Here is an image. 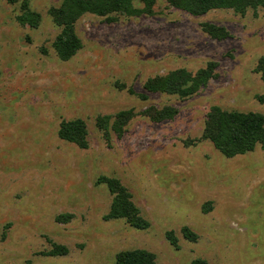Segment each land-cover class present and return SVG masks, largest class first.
<instances>
[{
    "label": "rangeland",
    "instance_id": "1",
    "mask_svg": "<svg viewBox=\"0 0 264 264\" xmlns=\"http://www.w3.org/2000/svg\"><path fill=\"white\" fill-rule=\"evenodd\" d=\"M23 1L0 0V264H115L133 249L153 253L156 264H264V149L225 158L202 137L214 106L264 115L256 72L264 6L191 16L154 0L149 15H84L75 24L82 48L62 62L49 15L62 0H27L40 15L35 28L17 20ZM205 23L228 37H210ZM209 64L213 77L191 96L143 89ZM163 106L176 109L173 119L147 117ZM122 112L130 113L122 137L107 140L102 121L110 131ZM76 118L86 124V148L58 136L60 123ZM102 177L127 189L146 229L107 218L112 195ZM182 227L197 239H184ZM52 243L68 253L50 254Z\"/></svg>",
    "mask_w": 264,
    "mask_h": 264
},
{
    "label": "trees",
    "instance_id": "2",
    "mask_svg": "<svg viewBox=\"0 0 264 264\" xmlns=\"http://www.w3.org/2000/svg\"><path fill=\"white\" fill-rule=\"evenodd\" d=\"M18 0H8L15 3ZM136 0H62L58 8H52L49 15L53 23L60 29L53 43V49L58 59L62 62L71 60L82 48V42L75 32L76 22L84 15H93L114 21L111 14H121L127 17L137 15H149L152 12L154 0H139L143 8L133 6ZM171 7L185 12L191 16H201L216 9H233L238 13H244L247 8L264 6V0H165ZM21 25L37 27L40 15L28 7L24 0L20 15L17 17ZM203 31L212 38L224 39L228 32L212 24H202ZM214 67H207L191 74L185 70H175L163 77H155L146 81L143 89L147 93H161L188 97L205 87L213 77ZM256 72L264 82V57L257 61ZM130 91V90H129ZM131 92V91H130ZM142 98H146L142 95ZM177 114L176 109L163 106L160 109L149 108L147 117L154 122L171 120ZM130 118L129 112H122L113 119L110 131L118 138L122 137L126 122ZM58 136L61 140L73 143L80 148L87 147V129L85 122L80 119L63 121L59 125ZM202 137L208 140L213 148L225 158H233L237 155L253 151L259 147L264 149V115L258 112L226 111L214 106L210 109L204 122ZM108 192L112 195V202L107 214L108 219H123L130 227L141 230L148 224L140 215V212L127 189L116 178H100ZM184 239L194 242L197 235L187 227L181 228ZM167 240L173 246L177 245V239L172 232H167ZM68 253L65 246L52 243L50 254L64 256ZM115 264H156L155 255L143 249L120 251L115 257ZM191 264H208L206 261L195 258Z\"/></svg>",
    "mask_w": 264,
    "mask_h": 264
}]
</instances>
